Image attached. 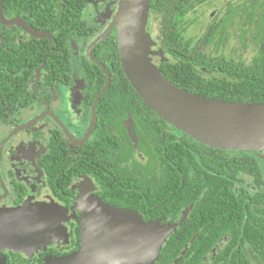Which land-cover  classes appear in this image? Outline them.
Returning <instances> with one entry per match:
<instances>
[{
    "label": "flooded vegetation",
    "instance_id": "flooded-vegetation-1",
    "mask_svg": "<svg viewBox=\"0 0 264 264\" xmlns=\"http://www.w3.org/2000/svg\"><path fill=\"white\" fill-rule=\"evenodd\" d=\"M119 2H85L70 15L68 22L71 21V27L65 24V32L69 35L64 37L57 29L58 22L65 19V14L62 15L67 11L64 1L52 5L56 8L53 15L59 18L58 22L47 23L41 16L32 15L30 10L21 16L9 17L0 0L7 20L23 22V25L12 23L6 26L0 18V234L8 227L11 237H19L15 227L18 228L27 218L14 220L13 213L24 207L31 211V216L35 215L34 221L38 219L44 225L35 226V231L41 234L35 236L33 244L26 243L25 248L16 246L19 249L15 251L9 244L0 242V264H50L71 255L81 247L84 211L98 203L95 197L109 205L122 207L119 205L122 194L109 178L124 186L118 177L126 179L125 170H134L140 186L146 184L150 189L162 179L161 173L164 170L168 172L173 164L158 154L149 155L148 150H142L133 116L140 150L134 147L126 127L130 116L119 118L118 123L103 122L98 131L99 104L108 91L98 102L94 125L95 101L107 78L102 70L104 85L93 96L94 88L100 87V76H93L91 63L95 62L90 52L92 49L94 54L95 49L112 34L117 36L115 28L106 39L93 46L109 29ZM110 5L117 10L114 11ZM220 9L218 19L211 26L220 25L219 33L224 34L219 35V54L224 47L230 46L228 41L234 34L244 52H248L249 45L255 52L250 59H246L244 52L237 55L234 49L228 58L233 56L238 61L250 62L257 53V46H263L264 18L261 13L264 12V0H230ZM111 13L113 16H110ZM153 48L156 62L162 64L166 59L165 54L163 61L158 58V49L162 48ZM104 133L118 141L107 139L105 143V139L100 138ZM127 137L135 149L134 158L128 154L126 157L124 153ZM104 143L107 146L100 152L99 146ZM111 144L115 147L113 157L110 154ZM94 149L100 154H95ZM155 150L151 147L150 152ZM254 152L264 166V150ZM181 179L183 185L184 178L181 176ZM248 181V187L254 190L257 186L252 179ZM175 182L178 183V180ZM193 208L194 204L186 206L178 218L169 209V218L162 224L179 227L178 224L187 219ZM58 210L65 212L62 223ZM37 215L41 219L36 218ZM258 217L264 218V212L250 215L248 212L245 216L233 218V222L250 225ZM8 223H13L11 226L14 227L8 226ZM238 233L248 240L245 230L236 231V235ZM228 239V234L222 236L211 249L212 253L216 255ZM36 240L42 242L36 243ZM243 245L247 252L253 249L248 241Z\"/></svg>",
    "mask_w": 264,
    "mask_h": 264
},
{
    "label": "trees",
    "instance_id": "trees-1",
    "mask_svg": "<svg viewBox=\"0 0 264 264\" xmlns=\"http://www.w3.org/2000/svg\"><path fill=\"white\" fill-rule=\"evenodd\" d=\"M59 1H64L67 10L62 14H65L64 21L60 22L53 15L56 8L52 7ZM87 1L96 0H2V4L9 17L21 16L30 10L32 15L41 16L47 23L58 22L57 29L65 37V24L71 27V21L68 22L70 15ZM208 2L210 0L151 1L149 21L153 27L155 25L157 33L154 41L166 56L160 64L163 74L179 87L203 96L264 102L263 32V46H257V53L250 62L219 54V35L224 36L219 33L220 25L212 27L206 35L188 33L191 12H197L198 6ZM263 15L264 12L261 13L262 19ZM212 45L215 46L211 51L205 48ZM94 54L112 75L108 93L99 104L98 131L103 122L118 123L119 118L133 116L142 150L173 162L168 172L164 170L161 173L159 183L150 189L146 184L140 186L134 170H125L126 179L118 177L124 186L109 178L122 194L119 205L139 211L146 221L160 218L166 223L169 209L178 218L183 208L194 204L187 219L169 235L155 264H174L178 258H181L178 264H264V218L258 217L252 224L249 221L250 225L233 222V218L245 216L248 212L249 215L264 212V166L259 162L260 157L251 150L230 151L207 146L151 110L122 68L116 34L103 41ZM91 64L93 76H100V87L94 88V96L103 87L105 76L97 64ZM100 138H104L105 143L107 139L118 141L106 133ZM105 143L99 146V151L107 146ZM151 147L156 149L155 152H150ZM114 148L111 144V157ZM100 152L97 154L94 149L95 154ZM124 153L126 157L128 154L134 158L135 149L128 137ZM181 176L184 178L183 185ZM251 179L257 186L254 190L248 187V180ZM243 230L248 240L241 233L236 235V231ZM226 234L229 239L214 255L211 249ZM246 241L253 248L250 252L243 245Z\"/></svg>",
    "mask_w": 264,
    "mask_h": 264
},
{
    "label": "water",
    "instance_id": "water-1",
    "mask_svg": "<svg viewBox=\"0 0 264 264\" xmlns=\"http://www.w3.org/2000/svg\"><path fill=\"white\" fill-rule=\"evenodd\" d=\"M151 1L120 0L109 29L93 46L101 43L116 28L122 68L133 88L151 110L172 126L208 146L230 151L264 150V102L230 101L203 96L179 87L163 74L153 54L156 43L148 32ZM0 18L6 26L12 23L23 25L18 19L7 20L1 3ZM33 34L39 36L42 33ZM90 54L107 78L95 101V125L98 102L108 91L112 76L108 68L95 57L92 49ZM133 124L130 116L126 127L134 147L140 150ZM96 198L98 203L84 211L81 247L50 264H155L169 235L177 226L162 224L161 219L146 221L137 210L112 206ZM29 212L27 207L14 211V220L26 217L27 221L15 227L19 231L18 238L11 237L8 227L5 228L0 234L1 243L9 244L15 251L19 249L16 246L33 244L35 236L41 234L35 231V226L39 227L42 222L38 219L34 221L35 215L31 216ZM59 213L62 223L65 212L60 210ZM36 218L41 219L38 215ZM12 224L8 223V226L13 228ZM40 242L36 240V243ZM180 261L181 258H178L174 264Z\"/></svg>",
    "mask_w": 264,
    "mask_h": 264
},
{
    "label": "rangeland",
    "instance_id": "rangeland-1",
    "mask_svg": "<svg viewBox=\"0 0 264 264\" xmlns=\"http://www.w3.org/2000/svg\"><path fill=\"white\" fill-rule=\"evenodd\" d=\"M230 0H210L209 3H203L200 6L197 7V12H191L189 18H188V23H189V35H199V34H209L210 28L214 21L218 19L219 17V8H222L227 4ZM111 6V5H110ZM112 9H114V6H111ZM110 7V10H111ZM117 9H114V11ZM223 13V12H222ZM110 16H113V13H111ZM150 18V17H149ZM109 19V18H108ZM154 23V22H153ZM152 23V24H153ZM155 27V25H154ZM154 27L151 25V22L149 21L148 24V32L151 36V38L154 40V37L156 38L157 33L155 32ZM156 45H158L157 42H155ZM224 47V49L220 52L221 54H225V56H230L234 49H236L237 55H240L241 52H244L245 50L243 49L244 47L242 46L241 42L239 39L237 40L236 36L232 34V38L228 41V45ZM249 50L248 52H244V56L246 59H250L253 54H254V49L252 45H249ZM206 49L208 50H213V46H205ZM158 58L163 61L164 59V54L161 51V49H158Z\"/></svg>",
    "mask_w": 264,
    "mask_h": 264
}]
</instances>
